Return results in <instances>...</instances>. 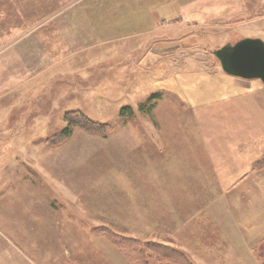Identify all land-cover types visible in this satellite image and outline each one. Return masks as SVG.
I'll list each match as a JSON object with an SVG mask.
<instances>
[{"label": "rangeland", "instance_id": "1", "mask_svg": "<svg viewBox=\"0 0 264 264\" xmlns=\"http://www.w3.org/2000/svg\"><path fill=\"white\" fill-rule=\"evenodd\" d=\"M90 1L65 7L58 19L42 22L40 31L0 38V264H166L144 244L151 240L116 231L139 240L123 249L111 240L112 229H95L91 195L111 183L112 164L134 151L117 141H154L145 132L157 123L145 111L153 95L178 103L177 92L189 98L219 93L225 87L221 78L232 75L212 51L244 37L264 40V0H199L192 4L194 15L177 2L170 5L175 0H149L154 22L122 27L109 40L98 36L97 44L80 52L86 42L72 46L67 34L75 43L94 23L69 21L72 14L126 9L112 0L88 9ZM177 6L181 18L167 17V8ZM57 25L68 32L52 36ZM41 39L45 45L36 42ZM55 43L70 45L53 53ZM263 99L255 107L260 111ZM72 111L107 125V133L75 126L63 136ZM167 115L166 124L179 123L174 111ZM259 120L264 124V113ZM122 126L134 131L120 132ZM103 178L108 182L101 184Z\"/></svg>", "mask_w": 264, "mask_h": 264}, {"label": "crops", "instance_id": "2", "mask_svg": "<svg viewBox=\"0 0 264 264\" xmlns=\"http://www.w3.org/2000/svg\"><path fill=\"white\" fill-rule=\"evenodd\" d=\"M78 1L0 0V38L19 39L40 31L42 22L58 19L65 7ZM176 2L194 15L192 4L199 0H175L170 5ZM112 3L126 9L109 14L85 8L69 17V21L81 24L94 23L82 38L76 37L75 43L67 34L72 46L86 42L84 50L78 51L91 49L98 36L99 41L109 40L122 27L155 21L149 0ZM90 4L102 7L104 0H91L88 9ZM135 5L146 8L134 12L131 7ZM178 6L167 8V17L181 18L176 15ZM123 20L126 24L122 25ZM57 26L52 36L68 32V28L60 30L64 25ZM36 42L45 45L44 39ZM55 45L59 48L53 53H62L63 46ZM221 82L225 87L212 95L189 98L177 92L178 103L157 98L155 106L145 110L157 122L145 130L154 141L142 136L140 140L117 141L131 145L134 151L112 164L111 183L105 186L102 181L107 178L101 179L104 187L91 195L96 208L94 222L98 224L95 229L109 228L174 246L194 264H263L256 247L264 239V170L255 169L254 163L264 155V124L258 121V114L264 110L255 108L264 98V85L259 79L235 76L222 77ZM169 109L179 123H165ZM119 129L123 133L134 131L125 130L130 129L127 126Z\"/></svg>", "mask_w": 264, "mask_h": 264}, {"label": "trees", "instance_id": "3", "mask_svg": "<svg viewBox=\"0 0 264 264\" xmlns=\"http://www.w3.org/2000/svg\"><path fill=\"white\" fill-rule=\"evenodd\" d=\"M159 95L160 94H155L149 99V101H148L149 104L148 105L146 104V106H145V107H147V109H149L147 111H150L152 109V107L155 106L154 101H155V99L157 101V98L160 97ZM150 101H152V102L150 103ZM126 109H128L130 111V114L132 113L131 108H126ZM65 117H66L67 121L69 122V126H67L66 129L63 131V133H62L63 136H68L73 131V128L75 126H81L83 128H86L88 131H91V132L98 131L101 133H107V131H108L107 125L105 126V125H102L100 123H96L95 121H93L92 119H90L88 116H86L85 114H83L81 112H77V111L68 112V113H66ZM254 167H255V169H258V170H264V155L260 159L255 161ZM109 230L110 229H108V231ZM110 231L111 232L109 234L111 235V240L115 244H119L120 245L119 247H121V248L123 246H126V244L128 242H130L129 245H133V242H139V240L133 239L131 237L119 235L118 233H116L115 231H112V230H110ZM144 244L149 246V248L153 252L157 253L160 262L167 261L166 264H194L185 252H183L182 250H180L174 246L166 245V244L159 243L156 241H146V242H144ZM123 249H124V247H123ZM129 251L133 252L131 250H129ZM256 253H257L258 257L261 259L262 263L264 264V240L256 247ZM142 255H144V254H141L140 256H142ZM134 258H135V260L137 259L135 254H134ZM145 264H147V262H145Z\"/></svg>", "mask_w": 264, "mask_h": 264}, {"label": "water", "instance_id": "4", "mask_svg": "<svg viewBox=\"0 0 264 264\" xmlns=\"http://www.w3.org/2000/svg\"><path fill=\"white\" fill-rule=\"evenodd\" d=\"M224 72L244 79H259L264 85V40L244 37L228 41L212 51Z\"/></svg>", "mask_w": 264, "mask_h": 264}]
</instances>
